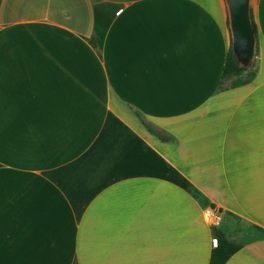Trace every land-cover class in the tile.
I'll return each mask as SVG.
<instances>
[{
	"label": "crops",
	"instance_id": "crops-1",
	"mask_svg": "<svg viewBox=\"0 0 264 264\" xmlns=\"http://www.w3.org/2000/svg\"><path fill=\"white\" fill-rule=\"evenodd\" d=\"M250 8L256 76L218 90L224 0H0V264H264Z\"/></svg>",
	"mask_w": 264,
	"mask_h": 264
},
{
	"label": "water",
	"instance_id": "water-1",
	"mask_svg": "<svg viewBox=\"0 0 264 264\" xmlns=\"http://www.w3.org/2000/svg\"><path fill=\"white\" fill-rule=\"evenodd\" d=\"M224 2L227 9L232 55L240 68H247L254 59L256 45L250 0H224Z\"/></svg>",
	"mask_w": 264,
	"mask_h": 264
},
{
	"label": "trees",
	"instance_id": "trees-1",
	"mask_svg": "<svg viewBox=\"0 0 264 264\" xmlns=\"http://www.w3.org/2000/svg\"><path fill=\"white\" fill-rule=\"evenodd\" d=\"M251 20H252L253 30L255 32V37H256L254 55L257 56V52H258L257 29H256V24L253 19L252 12H251ZM226 23H227V29H228L229 37H230V31L228 27V18H227ZM257 70H258L257 60L255 62L253 61L247 68H240L236 64L235 59L232 55V51H231V38H230L227 52L225 55V62H224L223 70L221 73V78L218 84V90L239 87V86L250 83L255 78ZM244 75L245 77L242 78ZM133 111H134L133 113L135 114V116L138 118L139 122L147 129V131L155 134L160 140L167 141L166 138L162 137L161 134L157 130H155L153 127H151L146 122V120L141 116L140 112L136 110H133Z\"/></svg>",
	"mask_w": 264,
	"mask_h": 264
},
{
	"label": "built area",
	"instance_id": "built-area-1",
	"mask_svg": "<svg viewBox=\"0 0 264 264\" xmlns=\"http://www.w3.org/2000/svg\"><path fill=\"white\" fill-rule=\"evenodd\" d=\"M206 214H207V216L208 217H211V218H213V219H217V212L214 210V208H208L207 210H206Z\"/></svg>",
	"mask_w": 264,
	"mask_h": 264
},
{
	"label": "snow or ice",
	"instance_id": "snow-or-ice-1",
	"mask_svg": "<svg viewBox=\"0 0 264 264\" xmlns=\"http://www.w3.org/2000/svg\"><path fill=\"white\" fill-rule=\"evenodd\" d=\"M153 2L163 5V4L170 3L171 0H153Z\"/></svg>",
	"mask_w": 264,
	"mask_h": 264
},
{
	"label": "rangeland",
	"instance_id": "rangeland-1",
	"mask_svg": "<svg viewBox=\"0 0 264 264\" xmlns=\"http://www.w3.org/2000/svg\"><path fill=\"white\" fill-rule=\"evenodd\" d=\"M257 59H256V56L254 55V59H253V61L255 62ZM252 61V62H253ZM245 77V75L242 77V78H244Z\"/></svg>",
	"mask_w": 264,
	"mask_h": 264
}]
</instances>
